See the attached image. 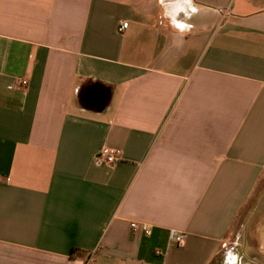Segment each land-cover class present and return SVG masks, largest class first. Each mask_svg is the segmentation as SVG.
<instances>
[{"label": "crops", "instance_id": "0c3cea01", "mask_svg": "<svg viewBox=\"0 0 264 264\" xmlns=\"http://www.w3.org/2000/svg\"><path fill=\"white\" fill-rule=\"evenodd\" d=\"M228 263L264 264V0H0V264Z\"/></svg>", "mask_w": 264, "mask_h": 264}, {"label": "built area", "instance_id": "2783aa9c", "mask_svg": "<svg viewBox=\"0 0 264 264\" xmlns=\"http://www.w3.org/2000/svg\"><path fill=\"white\" fill-rule=\"evenodd\" d=\"M162 17H160L159 23H162ZM128 26V22H122V24L119 26V31H123ZM20 85H26L27 80L22 79L19 80ZM122 160V152L120 150H117L115 148L111 147H103L99 151V153L96 155V161L98 163H106V164H117ZM131 228L133 230H142L144 233L149 234L150 233V226L146 223H137L132 222ZM186 238V233L178 231V230H171L170 231V240L172 242L177 243L178 245H183ZM159 253V252H158Z\"/></svg>", "mask_w": 264, "mask_h": 264}, {"label": "trees", "instance_id": "16d2710c", "mask_svg": "<svg viewBox=\"0 0 264 264\" xmlns=\"http://www.w3.org/2000/svg\"><path fill=\"white\" fill-rule=\"evenodd\" d=\"M80 103H81L82 106L89 107V104H88V103L84 100V98H83V94L80 95ZM105 104H106V103H104L102 107H104ZM90 106H91V105H90Z\"/></svg>", "mask_w": 264, "mask_h": 264}, {"label": "rangeland", "instance_id": "374dc122", "mask_svg": "<svg viewBox=\"0 0 264 264\" xmlns=\"http://www.w3.org/2000/svg\"><path fill=\"white\" fill-rule=\"evenodd\" d=\"M231 255V254H230ZM229 260H231V259H229ZM228 264H230V263H228Z\"/></svg>", "mask_w": 264, "mask_h": 264}]
</instances>
